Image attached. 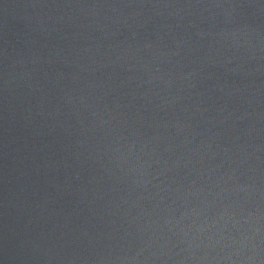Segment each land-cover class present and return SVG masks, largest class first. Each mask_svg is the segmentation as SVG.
<instances>
[{"label": "water", "instance_id": "obj_1", "mask_svg": "<svg viewBox=\"0 0 264 264\" xmlns=\"http://www.w3.org/2000/svg\"><path fill=\"white\" fill-rule=\"evenodd\" d=\"M0 264H264V0H0Z\"/></svg>", "mask_w": 264, "mask_h": 264}]
</instances>
